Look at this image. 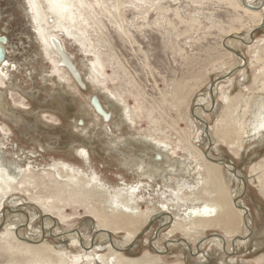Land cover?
<instances>
[{
    "label": "rangeland",
    "instance_id": "obj_1",
    "mask_svg": "<svg viewBox=\"0 0 264 264\" xmlns=\"http://www.w3.org/2000/svg\"><path fill=\"white\" fill-rule=\"evenodd\" d=\"M44 1L40 0V13L46 14L45 30L61 41L82 82L54 64L58 59L53 52L42 49L26 12V0H0V39H9L6 65L0 68V154L32 173L30 184L8 196L0 208V224L3 216L7 218L0 229V240L1 232L16 227L24 239L38 237L39 243L68 254L66 264H73L75 256L85 254L88 239H94V245L91 242L87 251L95 248L98 254L92 261L80 260L77 264H104L99 256L117 248L115 242L121 253L126 249L122 254L129 258L152 260L159 256L160 264H264V194L259 188L258 171L257 175L252 172L253 166L258 168L264 162V131L259 135L251 132L255 114L264 104V77L259 73L264 63L254 58L255 51L264 57V28L254 33L255 41L249 45L237 40L234 54L225 45L234 38L249 41L251 33L261 27L263 0H245L261 13L258 23L239 7H244V0H84L83 14L81 9L74 10L81 17L71 27L65 22L60 25ZM158 7H162L161 13L155 10ZM69 31L73 36L68 35ZM179 84L188 92L185 104L173 99ZM96 98L105 112L112 113L110 121L100 118L91 107ZM213 99L216 105L211 111ZM202 107L206 110L201 118L196 112ZM196 116L207 123L213 137L221 130L234 128H244L247 135L242 136L241 146L233 148L216 138L205 154L210 139L206 125ZM184 134L205 157L234 164V170L221 163L219 168L230 196L235 190L241 195L244 184L240 176L244 177L247 189L241 201L250 214L248 231L242 224L239 233L227 239L220 228L192 237L181 233L169 236L170 226L159 214L160 210L166 211L162 205H167L166 212L172 217H184L188 203L177 202L174 194L197 190L190 189L198 178L184 183L179 174L167 173L150 179L145 169L139 171L135 166V160L142 157L147 163L153 162L158 138L176 149L177 144L185 145L179 142ZM232 138L237 141L235 136ZM188 159V153L181 150L173 158ZM62 166L89 181L86 191L92 195H85L88 200L85 198L82 205L66 202L70 199L69 188L64 191L67 199L58 203L54 180L43 176L50 173L64 181L59 171ZM169 167L172 163H163V168ZM202 195L212 198L208 193ZM37 196L49 197L54 203L58 200L56 204L69 216L67 223L54 218L46 228L48 217L31 199ZM116 196L129 200L136 209L125 208V202H118ZM13 198L17 200L12 203ZM91 206L108 215L113 210L157 211L140 228L137 240L128 241L126 231L111 232L112 239L103 240L99 223L88 213ZM70 235L78 236V244ZM217 235L226 239L223 245L217 240L208 243L220 237ZM202 239L206 241L203 247ZM173 242L178 244H170ZM183 243L192 250L200 248L202 256L194 251L193 256ZM150 244L163 253L157 254ZM228 246L232 248L227 253L223 248ZM11 261L0 247V264Z\"/></svg>",
    "mask_w": 264,
    "mask_h": 264
},
{
    "label": "bare ground",
    "instance_id": "obj_2",
    "mask_svg": "<svg viewBox=\"0 0 264 264\" xmlns=\"http://www.w3.org/2000/svg\"><path fill=\"white\" fill-rule=\"evenodd\" d=\"M45 1L47 3L46 9L52 15H55L57 17V20L59 21V23H61L60 25H62L63 22H65L67 25H69V27H71L73 23L75 24V22L78 20V18L81 17V16L78 17L79 14L77 15V13H75L74 10H76V9L80 10L81 7L82 6L85 7V4H86L84 2V0H45ZM262 2L264 4V0ZM26 5H27V8H26L27 15L29 13V16L31 17V19L33 21L34 31H36L37 38L40 41V45L42 46V49L44 48V50H46V52H50V51L53 52L58 59V62L54 63V64H58L61 68L67 70L71 76H73L75 79H77L79 81V83H81L82 80H81L80 72L77 68H75L76 66L72 62L71 56H69V54L66 52V49L63 47V44H61V41H59L56 36L48 33V31L45 30L44 22H46V20H45L46 14H44V15L41 14L42 12L40 11V9L42 7V3L40 2V0H26ZM234 6L236 7V5H234ZM152 7H153V5H152ZM239 7L244 9L247 12V14L250 13L254 22L258 23L261 21L262 16H261L260 12H257V9H256L257 7H255V6L253 8L251 6H250L251 8L246 7V6L241 7L240 5H239ZM155 10L161 13L162 7H158ZM80 12H81L80 14L82 15L83 10L81 9ZM150 12L151 11H148V13H150ZM177 14H178V12H177ZM2 16H3V14H2ZM1 20H2V18H1ZM85 21H86V19H85ZM78 22L79 21H77V23ZM193 26L194 25H192V27ZM61 28H62V26H61ZM56 29H58V28H56ZM61 31H63V30H61ZM65 31L67 34V29ZM68 35L73 36V34H71V31H69ZM238 41H240V40H238ZM238 41H237V38L228 40V42L225 44L226 48L229 51L232 50L231 52L233 53L234 44L237 43ZM8 42H9V39H8L6 44L1 43V41H0V43H1L0 45L3 46V50L6 51L5 61H4V63H2L0 65V68L6 65V60H7V56H8V53H7L8 51L6 49V46H7ZM256 48H258V47H256ZM50 56H52V54ZM254 58L257 62H260V63L263 62L264 63V57L260 56V52L255 51L254 52ZM95 61L96 60H94V62ZM94 64H96V63H94ZM100 68H98V69H100ZM102 70H103V68H102ZM95 73H97V69H96ZM259 73L262 74L264 77V67L262 68V70H260ZM101 74L98 73L99 76ZM0 81H2V80H0ZM176 90L177 91H176V94H175L173 99L176 102L183 104L188 97V92L186 91L185 87H182L181 84H179L177 86ZM217 90H218V86L215 87L214 92H217ZM211 93H212V91H211ZM91 104L93 105V106L91 105V107L92 108L94 107L93 110L95 109L94 110L95 113L99 114L98 116L100 118H102V119L104 118V119H106V121L111 120V117H112L111 114L112 113L110 114L111 116L109 118H108L109 112H105L104 114L103 113L101 114L100 108L98 106V105H100V107L102 109V106H101L102 104H101L100 100L98 101V99L96 98V101H91ZM212 104H213V102H212ZM202 108H203V110L199 109L196 112L197 114L195 113L196 115H199L201 118H202V112L204 110H206L204 107H202ZM125 114L126 113H124V115ZM122 116H123V114H122ZM196 118L199 120V122H202L204 125L207 126V123L204 120H202L201 118H198L197 116H196ZM254 119H255L254 120L255 126L251 132L254 134L257 133L259 135L261 132L264 131V104L262 105V107H260V109L257 110V113L255 114ZM208 129H209V127H208ZM230 129H232V128H230ZM234 129L232 131L228 130V129H226V130L224 129V131L221 130V132L219 131V133L214 134V137L211 135V133L209 134V132H206L207 137L210 139V142L208 144L209 150L212 149V147H213L212 143L214 142V140L216 141V138L220 139L224 143H228L230 146L232 145L231 148H233V145L241 146L242 139H243L242 136L244 134L247 135V133L245 131H243L244 128H241V130H236V129L234 130ZM251 132H250V134H251ZM206 134H205V136H206ZM184 135H186V136L183 137V140L180 139L181 141H179V142H183L185 145L180 146L179 144H177L176 149H173V148L171 149L169 146V142H165L162 139L158 138L157 143H155L156 144L155 151L157 153L154 155V158H152L153 162L147 163V160L143 159L142 157L136 158V160H135V166L138 167L139 171L141 169H145L144 172L147 175V177H150V179L159 178V176L163 177V175H165L167 173L179 174L180 176H182V178H181L182 182L185 181L184 183H186V181L188 183H191L194 180H196V178H198V181L196 182V184L193 183L191 186V189H190V190H192L193 188L198 187L197 190H192L188 194H186V193L182 194L181 192H180L181 194L180 193L177 194V192H176V194H174L177 202H180V203L182 202L185 204L188 203L186 205L187 209L183 213L184 217H180V216L178 217V216H174V215H173L174 217H172V216L168 215L166 212L167 211V205L166 204L162 205V209L166 210V211L162 212L160 210L159 214L162 217H164L165 222L167 223V225L170 226L169 231H168L169 236L173 237L175 234L181 233L184 236L192 237L194 235H198V234L200 235V233L206 232L207 230H210V229L220 228L226 233L225 238L227 239L228 237H234L237 233H239V229H240V226L242 224H243L244 228L246 229V231H248L251 228L250 214H249V212L245 211V207H243V203L241 201V195L244 196L245 191L247 189V184H246L244 177L240 176V178L243 179L242 183L244 184L243 190L241 191V195H238L237 190H235L234 192L231 193V196H230L229 191L225 185V181L223 179V176L221 175V172L219 171L221 164H224L223 162L225 160L224 161H223V159L222 160H216V159H213L211 157L213 159L212 160V159H209L210 157H207V156L205 157L204 154L202 153V151H200V149L198 147H195L191 143V141L188 139L187 134H184ZM209 135L211 138L209 137ZM232 136H235L237 141H234ZM215 146L216 145H214V147ZM180 150L184 151L185 153H188L189 159L187 161H185V160H181V161L173 160V158L177 157V151H180ZM151 151L154 152V150H151ZM157 157H160V159L158 160ZM124 159H126V157H124ZM207 159H209V160L207 161ZM164 162L172 163L171 169H170V167L168 169L163 168ZM202 162L204 163V165H202ZM225 162H226V164H228L227 165L228 168H231L234 170V166H233L234 164L230 165V163H228L227 161H225ZM189 163H190V165H189ZM191 163L193 166H191ZM126 165H127V163H126ZM59 166H61V165H59ZM257 166H258V168L253 166L252 172H256V175H257V171H258L257 176H258V181H259V188L261 189V192L264 194V162L257 165ZM60 169H61V170H59V171H61L60 178L63 179L64 181L57 179L54 174L49 173V174L43 175L46 178L49 177L50 179L54 180L53 182H54V185L56 187V189H55L56 194L55 195H56V198H58V200H59V201L57 200L58 203L59 202L62 203L67 198H70L69 200L66 201V202H69V204L71 203L70 201H74L75 204L76 203L80 204V202H81L80 205H82V203H85V201H83V200H85V198L86 199L88 198V196L85 197V195H90V196L92 195L91 191H86V190H88V189H86V186H87V184H89V181H86V180L84 181L83 179H81L76 173H74V170L69 168L68 166H64V167L62 166ZM235 170H236V168H235ZM231 172H232V170H231ZM31 174L32 173L28 174V171L25 172V171L21 170L18 162L7 161L6 158L2 154H0V208L2 207V205H5V201L7 200L6 198L8 196H10L14 193H20L22 190H24L23 187H26L27 185L30 184V182L32 181V180H30ZM41 175L42 174H40L39 176H41ZM236 175H238L237 170L235 173V178H236ZM41 179H42V177H41ZM199 186H202L200 191H199V189H200ZM184 187H187V186H184ZM67 188L71 189V191L68 192L66 190ZM50 190H52V189H50ZM65 190L69 193L70 197H67L65 195V193H64ZM198 193H200V196L198 195ZM206 193L212 195V198L211 199L204 198V196L202 194H206ZM233 195L235 196V198ZM80 196L83 198H78ZM31 199L35 202L36 205L41 207V209L44 211V214H46L45 216L48 217L49 222H47L46 228L49 227V225L52 223V219H54V218H56V220H59L61 222L67 223L69 216L64 215L63 210L60 209L61 208L60 205L56 204L57 201L54 203L53 201H51V198H49V197L47 199V198H41L39 196L31 197ZM232 199H234V200H232ZM16 200L17 199L13 198L12 203L15 202ZM119 200H121V199L119 197H117L118 202H119ZM124 200L125 199L123 197V200H121V201H124ZM127 201L129 203H131L129 200H127ZM127 201H124L125 202V204H124L125 208L134 210L135 206L132 207ZM122 203L123 202H120L119 204H122ZM87 209H88V213L91 216H94V218L99 223V227H101L102 232H103V237H102L103 240H105L107 237L108 238L110 237L112 239L111 232L118 233V232L126 231V233L128 234V239H127L128 241H132L133 239L136 238V235L140 231V228L145 223H147L149 221V219L151 217H153L157 211L155 208L154 209H148L146 211H141L139 213H136V212L134 213V211L132 213H126V212H124L125 210L123 212L119 211L118 213H116L117 210H113L115 212H113L112 215H108V214H106L105 211H103V210L101 211L99 208H96V206L95 207L91 206V207H88ZM135 209H136V207H135ZM8 211L11 212L12 208H9ZM2 218L3 219H2V222L0 224V226H1L0 229H2L4 227V224L6 223V220H7V218H5V216H3ZM15 228L16 227H13L12 230H6L5 229L3 232H1L2 239L0 240V247L12 259L11 263H9V264H66V263H68V261H67L68 254L57 250L55 247H53L50 244L48 245V244H44V243H39V240L37 241L38 237H36L37 239H35L34 237H31V239L30 238L24 239L21 236L22 233H20V234L17 233V230ZM217 236H220V235H217ZM69 237L71 239H73L74 244H78V240H77L78 236L76 237L75 235L74 236L70 235ZM219 238H221V239H219ZM219 238L217 237L216 239L208 240V243L209 242L214 243L217 240V241H219L220 245H223L224 242L226 241V239L223 238L222 236H220ZM135 240H137V238ZM93 241H94V239L93 240L88 239L86 247H85L86 249L85 250L83 249V252L85 254L75 256V259L73 258L74 259L72 262L73 264L79 263L80 260H82V261L83 260H85V261L91 260L92 261L93 259H95L94 256L98 254L95 252L96 249L94 248V250L87 251V248H88V246L91 245V242L94 245ZM202 241H204V239H202ZM242 241L243 240L238 241L237 244H239V243L241 244ZM170 244L176 245L178 243L173 242ZM204 244H206V241H204L202 243L201 247H203ZM182 245L188 250L189 245L187 243H183ZM115 246H117V248L112 247V249L109 250V253H105V254L100 255V256L98 255L99 260L102 261V263H104V264H160L161 263V259L159 258V256H155L152 260L147 259L146 257H143L140 259L129 258L125 254L123 255L122 254L123 252L121 253L120 249L118 248L119 246L117 245L116 242H115ZM230 248H232V247L228 246L227 249H225V248H223V249L228 253V250ZM158 250H156V251H158ZM191 251L192 252L194 251L196 254H198V253L201 254L200 248H197V250L191 249ZM158 252L160 254L163 253V251H158ZM201 256H202V254H201ZM174 264H183V263L177 262Z\"/></svg>",
    "mask_w": 264,
    "mask_h": 264
},
{
    "label": "water",
    "instance_id": "obj_3",
    "mask_svg": "<svg viewBox=\"0 0 264 264\" xmlns=\"http://www.w3.org/2000/svg\"><path fill=\"white\" fill-rule=\"evenodd\" d=\"M243 5L244 6H246V7H250V5H247L246 4V2H245V0L243 1ZM252 7V6H251ZM250 7V8H251ZM253 8V7H252ZM1 3H0V21H1V18H2V14H1ZM261 27L259 28V29H256V30H254L252 33H251V35H250V38H249V41H246V40H243V39H239V38H237V40H240V42L241 43H243V44H245V45H249V44H251V43H253L254 41H255V39H254V33L256 32V31H259V30H262L263 28H264V23H262L261 25H260ZM0 41H1V43H3V44H6L7 43V41H8V38H2V39H0ZM5 58H6V51H4L3 50V46H1L0 45V64H2V63H4V61H5ZM220 79H218L217 81H219ZM213 88H214V85L212 86V88H211V91H213ZM95 101H96V99H95ZM213 101V104H212V109H211V111L213 110V108L215 107V105H216V101L215 100H212ZM99 106V108H100V112H101V114L103 113H105V111L103 110V108L101 109V107H100V105H98ZM110 117V115L108 116V118ZM106 120V119H105ZM206 132H208V127L206 126ZM208 150H206L205 151V154H208V151H209V148H207ZM158 158V160L160 159V157H157ZM223 161H224V159H223ZM225 165H228V164H226V162L224 161L223 162ZM232 163H230V165H231ZM247 183V182H246ZM246 192V191H245ZM244 196H245V194H244ZM243 197V196H242ZM245 211L247 212V209L245 208ZM167 214L168 215H170L168 212H167ZM171 216V215H170ZM167 225V224H166ZM1 227V226H0ZM144 234V233H143ZM158 232H157V235L156 236H158ZM182 240H185V239H179V242L181 241L182 242ZM150 248L152 249V250H154V251H156V249L153 247V245L152 244H150ZM191 247H189L188 248V251H190L191 252V254L193 255V256H195L194 254H193V252L191 251ZM124 251H126V249H124ZM124 251H122V252H124ZM157 253H158V251H156Z\"/></svg>",
    "mask_w": 264,
    "mask_h": 264
}]
</instances>
